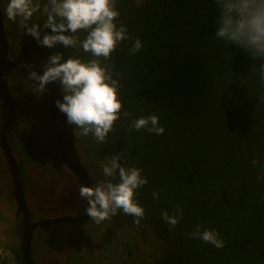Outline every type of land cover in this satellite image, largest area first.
Masks as SVG:
<instances>
[{"label": "trees", "instance_id": "16d2710c", "mask_svg": "<svg viewBox=\"0 0 264 264\" xmlns=\"http://www.w3.org/2000/svg\"><path fill=\"white\" fill-rule=\"evenodd\" d=\"M7 4L8 0H1L4 31L24 39L19 19H7ZM117 6L118 23L143 47L133 55L128 51L130 43L124 42L109 61L101 59V63L120 74V96L132 119L157 115L165 132L158 136L129 131L131 120L122 116L101 144L92 134L80 135L74 126L76 144L88 148L94 180L110 179L101 165L114 153L122 155L124 166L142 169L149 179L137 195L144 219L136 225L134 217L121 211L105 221L102 247L137 229L154 241L155 264H264V167L253 165L255 160L264 165V105H259L264 96L259 66L264 61L216 38L214 0H119ZM42 21L37 14L31 23ZM85 35L77 34L81 41ZM33 51L44 64L53 53L84 62L96 59L79 44L74 49H48L34 43ZM59 90L64 95L60 86ZM32 93L26 105L14 99L19 121L7 134L23 175L32 166L56 171L60 163L59 128L43 106L41 90ZM5 122L0 100V135ZM52 160L56 167L43 165ZM6 166L0 146V187L7 188V182L10 189ZM153 191L159 192V200L152 198ZM177 208L183 216L173 228L161 213L172 215ZM197 227L217 230L225 248L191 239L189 234ZM12 251L20 264L19 250Z\"/></svg>", "mask_w": 264, "mask_h": 264}, {"label": "clouds", "instance_id": "9594fccd", "mask_svg": "<svg viewBox=\"0 0 264 264\" xmlns=\"http://www.w3.org/2000/svg\"><path fill=\"white\" fill-rule=\"evenodd\" d=\"M119 0H8L5 9L7 19L25 29V34L33 37L37 44L48 49L58 46L74 49L79 44L85 53L96 59L84 62L80 58L65 59L63 53H53L44 65L43 74L33 71L31 78L41 89L57 83L64 95L56 101V108L67 118L69 125L79 129L80 135L92 134L98 143H105L109 133L114 131L122 116L131 120L129 131H147L163 135L157 115L141 116L132 119L131 113L124 110L120 96L119 73L101 59L109 61L120 44L129 42L130 54L141 51L143 44L132 37L123 23H118L121 12ZM218 10L215 36L218 40L247 50L255 60L264 61V0H214ZM37 14L43 17L42 23H31ZM78 33L85 38L78 39ZM115 77V78H114ZM259 79L264 83V63L259 66ZM260 106L264 105L261 96ZM123 157L114 153L101 165L107 179L94 187L81 185L80 199L87 201L86 214L99 224L123 212L134 217L139 225L145 217V209L137 195L149 183L143 170L126 167ZM254 166L264 167L261 161H253ZM264 179V176L261 177ZM118 181V182H114ZM152 198L159 200V192L153 191ZM183 213L177 208L172 215L168 211L161 218L175 228ZM191 239L202 240L217 249H224L225 241L217 230L197 227L189 234Z\"/></svg>", "mask_w": 264, "mask_h": 264}, {"label": "flooded vegetation", "instance_id": "af4514ba", "mask_svg": "<svg viewBox=\"0 0 264 264\" xmlns=\"http://www.w3.org/2000/svg\"><path fill=\"white\" fill-rule=\"evenodd\" d=\"M25 36L26 37L24 39H22L21 37L20 39H13L12 35H7L9 49V54L7 57L8 60L16 61L21 58L23 52V44L28 35ZM34 41L35 40H33L32 38L28 41V45L33 54L40 61H42L33 51V45L34 43H37ZM33 71L35 70L32 63L30 61H26L17 65L15 68L9 69L6 72L5 78L7 80L13 100L17 98L20 103L26 105L28 102L27 99L34 95L33 93L31 94L32 89H35L36 91L38 89L41 90L40 86L37 85L35 80L31 78V73ZM21 86H24V88L26 89V93L22 94L24 91L21 90ZM42 95L43 94L41 90V101ZM47 113L49 114L48 111ZM49 116L51 117L50 114ZM22 118L25 121L27 120L25 115H22ZM17 119L19 121V118ZM51 119L53 120L52 117ZM53 122L58 126L59 120H57V122L53 120ZM77 154L79 155L80 161L87 169L88 175L93 181V184L91 186L87 185V183L85 182H81L80 178L67 168L66 164L61 159L59 152L58 155L60 163L58 166L54 160H52V162L54 161V163L46 162L45 164H43L52 165L53 167L57 166L58 170L55 168L56 171L54 170V168L35 169L32 166L31 168H29L31 170L28 171V175H23L20 169L19 179L21 180L24 188L23 191L27 210L29 213V223L25 221V213L23 211L19 212L17 200L14 195L16 189L11 180L9 194L12 196L15 202V217L13 221L14 225L11 237L16 243V246H14L13 249L19 250L21 256L20 264L23 258L21 249L22 240L24 232L28 229H31L32 233L31 256L35 264H77L80 257L79 253L83 249V242H81L80 239H77L82 229L91 228V230H93L91 238L99 235L97 240V248L99 251L101 250L100 247H102V245L104 244V229L107 223L104 221L96 224L91 220V218L86 214V208L88 206L87 201H83L80 199V193L78 189L81 185L94 187L95 185L103 182V180L101 179L97 182L92 178L91 174L89 173L88 162L82 155L81 148L78 146V144ZM16 160L19 164L18 159ZM33 168L37 171H35L36 177H34ZM64 169L67 171L70 179L63 172ZM36 184H40L41 186L36 188ZM36 189L39 190V195H41V198L39 200H36L35 202H32V194ZM44 190L48 191L49 193L45 192ZM67 218H69V221L67 222H53L54 220ZM102 226V232L98 231ZM72 240L73 242H71ZM14 264H17V257L15 255Z\"/></svg>", "mask_w": 264, "mask_h": 264}, {"label": "water", "instance_id": "95a60500", "mask_svg": "<svg viewBox=\"0 0 264 264\" xmlns=\"http://www.w3.org/2000/svg\"><path fill=\"white\" fill-rule=\"evenodd\" d=\"M4 19L1 8L0 0V100L4 106L6 112V122L2 127L0 135V146L4 152L5 158L7 160L8 169L12 175V182L16 189L15 198L17 200V206L19 212L23 211L26 215L25 221L29 223V213L27 210L25 198H24V188L21 180L19 179L20 167L19 164L10 150L9 143L7 141V134L12 131L14 127L18 124L17 109L15 102L11 96L7 80L5 78L6 72L9 69L15 68L17 65L22 62L30 61L34 67L35 72L43 74L44 72V63L40 61L31 51L28 41L33 37L28 36L23 44L22 56L19 60L10 61L7 59L9 54L8 49V38L7 34L4 31ZM36 82V81H35ZM37 85L38 82H36ZM42 90V102L46 107L47 111L53 118L55 122L59 120V137L57 140L58 143V152L61 156V159L66 164L67 168L75 173L81 182L87 183L91 186L93 181L87 173V169L84 167L80 161L79 155L77 154V144H76V134L74 132V126L67 123V118L64 116L57 108L56 101L63 99V94L59 90V85L57 83H51L46 88ZM67 219L54 220L53 222H67ZM31 240L32 233L31 229H28L24 232L22 240V262L21 264H35L31 256Z\"/></svg>", "mask_w": 264, "mask_h": 264}, {"label": "rangeland", "instance_id": "374dc122", "mask_svg": "<svg viewBox=\"0 0 264 264\" xmlns=\"http://www.w3.org/2000/svg\"><path fill=\"white\" fill-rule=\"evenodd\" d=\"M12 38L20 39V36L12 34ZM21 90L24 91L22 94L26 93L24 86H21ZM84 138L86 139V137ZM80 148L82 155L88 160L89 151L87 146L83 145ZM2 179L0 178V181ZM4 184L7 188L4 189L3 184L0 187L2 190V199L0 200V257L1 254L13 253L12 249L16 246L15 241L11 237L15 217V202L9 194L8 183L4 182ZM39 186L41 185L38 184ZM32 196V202L41 198L38 189L34 191ZM99 229L98 231L102 232L103 226ZM92 231L91 228L82 229L80 235L77 237V239L83 242V249L79 253L80 257L77 264H155L156 246L154 241L151 237H144L137 229L125 232L109 247H100V251L97 248L99 235L91 238Z\"/></svg>", "mask_w": 264, "mask_h": 264}, {"label": "built area", "instance_id": "2783aa9c", "mask_svg": "<svg viewBox=\"0 0 264 264\" xmlns=\"http://www.w3.org/2000/svg\"><path fill=\"white\" fill-rule=\"evenodd\" d=\"M0 260L5 262V264H14V255L12 252L5 255L1 254Z\"/></svg>", "mask_w": 264, "mask_h": 264}]
</instances>
